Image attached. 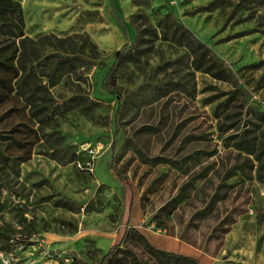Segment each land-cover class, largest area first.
I'll return each mask as SVG.
<instances>
[{
	"label": "rangeland",
	"instance_id": "rangeland-1",
	"mask_svg": "<svg viewBox=\"0 0 264 264\" xmlns=\"http://www.w3.org/2000/svg\"><path fill=\"white\" fill-rule=\"evenodd\" d=\"M18 1L34 65L26 82L9 66L0 82V129L17 125L20 140L0 138V264H98L128 219L106 264H136L122 248L170 264L147 242L202 264H264V179L255 155L234 144L243 133L264 141L251 109H264V0H114L125 28L111 0ZM175 17L236 81L194 67L170 35ZM11 35L0 29V57L13 55ZM125 42L136 59L118 69L119 98L102 80ZM51 51L93 62L52 79L55 61L35 58ZM75 93L91 107L68 101ZM112 159L129 181L124 194Z\"/></svg>",
	"mask_w": 264,
	"mask_h": 264
},
{
	"label": "trees",
	"instance_id": "trees-1",
	"mask_svg": "<svg viewBox=\"0 0 264 264\" xmlns=\"http://www.w3.org/2000/svg\"><path fill=\"white\" fill-rule=\"evenodd\" d=\"M112 4L116 11V6L113 0H112ZM0 12L2 13V16L0 17V29L3 30L6 29L10 31V33L12 34L11 36H13L12 42L15 44L13 55L8 57H4V56L0 57V82L6 83V74L9 71L7 70V67L9 66L10 69H13L14 71L13 76H19L20 82L24 83L28 81V77L31 76L32 74V71L30 68H28V66L34 65L32 62H30L31 59L34 58L31 50V49L34 50V47L33 48L28 47L26 42V37L24 36L23 26L25 23V19H24L22 5L18 0H0ZM116 15L125 27V24L117 11H116ZM170 35L177 43L185 45L190 50L192 54V64L194 65L195 68L205 70L218 78L236 81L235 72L230 67V64L224 58H222L213 49L212 46L208 45L205 41H203L200 37H198L196 33L190 27L184 24L178 17H175L173 22L171 23ZM140 36L141 34L139 33L138 38ZM17 38L19 39L18 43H17ZM18 50H20L19 54L17 53ZM17 55H18V64L16 65L10 64L8 60H12L15 63V58L17 57ZM37 57L38 56H35L37 64H41L43 66L50 65L52 61H55L54 65L52 66V70L49 72V74H47V76L51 77L52 79L58 77L60 73L63 72L64 70L67 69L72 70L75 69L79 64L84 65L93 62V59L91 57L83 53L71 54L60 51H51L46 53L45 55H42L41 57H39V59ZM134 59H136L135 49L131 46L129 42H125L119 49H117L114 52L113 63L106 72L102 80V85L104 86V88L107 89L108 91L117 92L119 98H121V91H120V86L117 85L116 83L118 69L122 63ZM257 63H259V61L256 62V64ZM20 70H24L26 72L20 73ZM161 86L162 84L160 85L157 83H153V88L155 90H157ZM85 99L86 102L83 104V107L85 108L91 107L93 103L92 98L84 94L75 93L68 98V101H72V100L84 101ZM251 109L254 117L260 122H264V109L258 108L256 106H252ZM254 123H258V122L255 121ZM16 128L17 125L12 127L9 130L10 132L8 134H6L7 132H5V130L0 129V138L1 139L11 138L16 142H20V140L14 134L11 133ZM237 135L238 134L233 133L230 134V137H237ZM234 144L238 148L247 150L248 152H251L255 155L256 159H258L259 161L258 175L261 179H264V141L258 142L254 140L253 137L248 136L247 133H243L242 135H240L238 139L234 141ZM115 145L116 144H113V147ZM139 149L141 150L143 156L147 159L157 160L161 157L156 155L149 156L143 151L141 147H139ZM110 163H111V167L118 173L120 179L123 182V194H124L127 185L129 184V181L126 176H124L118 170H116L113 159L111 160ZM58 193H60V197L58 198V201L62 205H65L70 208L78 207V205H75V203H77V200L62 192H58ZM128 223H129V219H128ZM128 223L121 239L109 248V250L103 255L102 259L98 264H106L110 259L111 255L113 254V252L115 251V249L121 247V245L124 243V241L129 235ZM147 246L150 249L155 250V252L165 256L167 260H169L170 264H202V262L195 256L188 255L183 252L167 250L159 246H155L150 242H147ZM122 249L126 251H130L132 253L136 264H146L139 257V255L135 253L133 250L129 248H122Z\"/></svg>",
	"mask_w": 264,
	"mask_h": 264
},
{
	"label": "crops",
	"instance_id": "crops-1",
	"mask_svg": "<svg viewBox=\"0 0 264 264\" xmlns=\"http://www.w3.org/2000/svg\"><path fill=\"white\" fill-rule=\"evenodd\" d=\"M113 2H114V0H113ZM115 3V2H114ZM111 4H112V0H111ZM116 6V5H115ZM112 7H113V9H114V6H113V4H112ZM116 11H117V7H116ZM116 11H115V9H114V12H115V14H116ZM118 12V11H117ZM119 14V13H118ZM120 15V14H119ZM116 17H117V15H116ZM121 17V16H120ZM117 19H118V17H117ZM122 19V18H121ZM119 20V22L121 23V21H120V19H118ZM122 24V23H121ZM122 26L124 27V25L122 24ZM125 28V27H124Z\"/></svg>",
	"mask_w": 264,
	"mask_h": 264
}]
</instances>
